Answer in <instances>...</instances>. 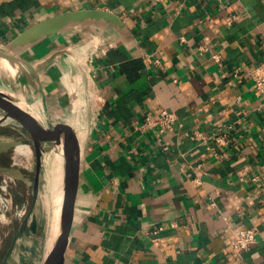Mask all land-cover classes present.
Masks as SVG:
<instances>
[{"label":"crops","instance_id":"crops-1","mask_svg":"<svg viewBox=\"0 0 264 264\" xmlns=\"http://www.w3.org/2000/svg\"><path fill=\"white\" fill-rule=\"evenodd\" d=\"M80 9L116 13L133 40L88 55L66 48L91 69L96 93L83 101L89 114L74 115V132L84 136L70 155L76 190L63 264H264V104L249 76L264 60V0H0V44ZM200 44L219 51L223 66L199 55ZM53 52L21 57L34 63ZM54 60L37 74L50 122L58 116L69 127V104L42 77ZM17 84L4 101L18 107L12 120L26 121ZM161 108L176 113L174 129H142L145 115ZM226 122L234 123L231 142L212 144L216 153L192 136ZM245 227L256 228V242L239 255L230 244Z\"/></svg>","mask_w":264,"mask_h":264},{"label":"water","instance_id":"water-1","mask_svg":"<svg viewBox=\"0 0 264 264\" xmlns=\"http://www.w3.org/2000/svg\"><path fill=\"white\" fill-rule=\"evenodd\" d=\"M86 33L94 35L99 42L94 51L103 49L121 40L130 43L133 38L126 23L114 12L102 9H80L64 11L27 26L10 41L0 44V79L13 77L19 81L25 96L27 120H17L27 129L33 139L35 170L31 191V202L25 217L19 222L16 232L11 236L9 245L4 251L0 264H11L22 241L38 233L39 218L36 212L41 185L47 174L51 182V214L48 231L40 264H63L65 240L70 229V217L76 190V170L72 160V148L76 133L70 134L67 126L55 125L51 128L48 107L37 71L54 60L58 55H65L76 65L74 55L68 49H60L46 58L31 63L21 55L42 46L51 38ZM0 107L7 117H14L17 107L6 103L0 96ZM5 117V116H3ZM4 122H0L3 124ZM68 134L67 141L62 134ZM52 142L64 149L62 167L47 152ZM54 143V144H55ZM71 155V156H70ZM48 156V157H47ZM48 158L50 164L46 161Z\"/></svg>","mask_w":264,"mask_h":264},{"label":"rangeland","instance_id":"rangeland-1","mask_svg":"<svg viewBox=\"0 0 264 264\" xmlns=\"http://www.w3.org/2000/svg\"><path fill=\"white\" fill-rule=\"evenodd\" d=\"M99 42L98 38L94 35H89L86 33H78L75 35H66V36H60L57 38H51L47 42H45L42 46L35 48L34 50L28 52L25 54V58H29L32 60H38L39 58L48 55L51 51H55L58 48H71L77 47L80 50L84 49L87 52V55L89 52L97 45ZM75 48V49H77ZM72 52V51H71ZM49 73L46 71L42 74L43 78L46 79L45 82L49 84V82H54L53 85H47L49 89L53 87L54 91L58 96L62 95L65 98V103L69 104V107L66 111L65 118L69 121V129L70 134L75 131L74 129V116L75 114H82L87 116L89 114V109L84 108L85 104L83 101L85 99H89V95L92 94L95 95V84H94V78L92 77V74L90 73V70L87 68H84L82 66H77L72 60H70L67 57H59L56 60L53 61L51 65L48 67ZM21 87V86H20ZM22 89V87H21ZM23 91V90H22ZM77 101V102H75ZM86 102V103H87ZM73 103V104H72ZM78 103V105H76ZM75 104V106H74ZM13 105V104H11ZM71 105L73 106L71 108ZM88 105V103H87ZM56 109H59L56 107ZM88 111V112H87ZM0 116L7 117V113L0 107ZM52 121L50 122L52 129L55 125L60 124L62 125V120L60 121V118L58 116H53ZM6 120V119H5ZM25 121V120H24ZM10 123V125H15V127L19 128L22 122L17 120H10L5 121L3 124ZM24 129L25 127L22 126ZM4 130H0V133ZM76 137H78L80 134L82 135V138L84 136L83 132H79L76 130ZM63 137H65L66 141L68 138L67 132L62 134ZM78 138H76V142L78 143ZM83 141V139H82ZM28 144V142L24 139L23 136L17 134L15 137L11 138L10 144L8 143H0V146H7V150H9V155L5 162H2L3 166H7L5 170H3L1 173H5L9 171L10 169H14L17 176H16V186L13 187V199L20 203L24 200H27L30 204L31 202V191H32V184H33V176H34V170H35V155H34V149L33 146L30 145L32 149V159L34 160V165L32 169H23L22 167H10L11 163V155L13 154V149L16 145L21 144ZM54 145L52 142L49 146V150L47 152L48 156L50 155V158L52 160V156H55V160H57L58 165L60 166V173H61V167H62V152L64 149L60 148L62 145L57 144ZM47 156V157H48ZM46 157V161L50 164L51 161L48 160ZM5 160V159H4ZM7 162V163H6ZM10 170V171H11ZM1 174V175H2ZM45 179L41 185L40 190V196L37 204V215L39 218V227H38V233L36 235H32L31 237L25 239L21 242L19 245L16 256L12 259L11 264H40L45 242H46V236L48 231V224L50 220V214H51V208H50V188L52 191L51 182L47 177V174L44 175ZM20 193L24 194V197L20 196ZM19 225V221L13 220L9 224H5L2 227H0V233L2 236V252L0 254V261L4 254V251L7 249L11 236L16 232ZM38 262V263H37Z\"/></svg>","mask_w":264,"mask_h":264},{"label":"built area","instance_id":"built-area-1","mask_svg":"<svg viewBox=\"0 0 264 264\" xmlns=\"http://www.w3.org/2000/svg\"><path fill=\"white\" fill-rule=\"evenodd\" d=\"M197 52L199 55L209 54L210 59L217 65L223 66L224 60L221 53L217 50H213L207 44H200L197 46ZM241 70L234 68L232 70V76L236 79L237 83L242 81L240 77ZM249 76L253 81L254 88L261 96L262 103L264 104V60L257 66L249 71ZM177 122V115L175 112L161 108L157 113H147L144 117L140 127L144 130H153L158 136H161L174 129ZM234 131V123L226 122L221 123L215 129L214 132L206 133L202 130H194L193 138L201 144H205L206 147L216 153L215 149H212V144L218 147H226L231 142V134ZM18 146L30 147L29 144L16 145L11 155L10 167H22L23 169H32L34 160L31 153L19 152ZM31 148V147H30ZM164 149L167 147L164 146ZM16 176L10 172H5L0 177V227L5 224L11 223L13 220L21 221L29 207L27 200L20 203L13 199V187L16 186ZM160 228L151 230L152 233H157ZM257 230L254 227H245L234 234L231 240V250L236 254H243L251 250L252 245L256 242ZM2 236L0 233V254L2 252Z\"/></svg>","mask_w":264,"mask_h":264},{"label":"flooded vegetation","instance_id":"flooded-vegetation-1","mask_svg":"<svg viewBox=\"0 0 264 264\" xmlns=\"http://www.w3.org/2000/svg\"><path fill=\"white\" fill-rule=\"evenodd\" d=\"M13 106H16V105H13ZM17 111H18V107H17ZM2 129L4 131L0 133V137L7 138V139H10L11 140L12 137H15L17 134H19V135H21V136L24 137V139L28 142L29 145H32L33 146V139H32L31 133L27 129H25V128L23 129L22 126H20L19 128H17V127H15V125H10V123L0 124V130H2ZM30 150H31V148H30ZM8 151L9 150L6 149L2 154H0V161H4V162L6 161V159L8 157L7 155H9V152ZM1 174L2 173L0 172V177H1ZM20 196L24 197V194L23 193H20ZM24 198H26V197H24Z\"/></svg>","mask_w":264,"mask_h":264},{"label":"bare ground","instance_id":"bare-ground-1","mask_svg":"<svg viewBox=\"0 0 264 264\" xmlns=\"http://www.w3.org/2000/svg\"><path fill=\"white\" fill-rule=\"evenodd\" d=\"M17 84V85H20V83H19V81L18 80H16L15 78H13V77H10V76H7V77H3V78H1L0 79V96H1V98H2V100H5L6 98H7V96L10 94V92L12 91V90H14V88L13 89H11V90H8L9 89V86L10 85H13V84ZM21 86V85H20ZM8 90V91H7ZM0 119H2V120H0L1 122H5V121H10V120H12V117H3V116H0ZM6 119V120H5ZM15 120H17V119H15ZM19 120V119H18ZM79 143L81 144V142H82V135L80 134L79 136ZM78 143V144H79ZM23 148V147H22ZM22 148H18L17 150L19 151V152H23V149ZM50 196H51V193L49 194ZM49 203H50V208H51V199H50V201H49ZM38 263V262H37Z\"/></svg>","mask_w":264,"mask_h":264},{"label":"trees","instance_id":"trees-1","mask_svg":"<svg viewBox=\"0 0 264 264\" xmlns=\"http://www.w3.org/2000/svg\"><path fill=\"white\" fill-rule=\"evenodd\" d=\"M4 162V161H1V163Z\"/></svg>","mask_w":264,"mask_h":264}]
</instances>
